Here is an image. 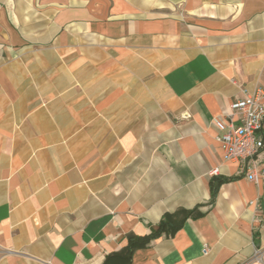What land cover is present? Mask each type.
<instances>
[{"label": "crops", "instance_id": "0c3cea01", "mask_svg": "<svg viewBox=\"0 0 264 264\" xmlns=\"http://www.w3.org/2000/svg\"><path fill=\"white\" fill-rule=\"evenodd\" d=\"M257 87L264 0H0V264H123L164 216L129 264H264V155L216 140Z\"/></svg>", "mask_w": 264, "mask_h": 264}, {"label": "built area", "instance_id": "2783aa9c", "mask_svg": "<svg viewBox=\"0 0 264 264\" xmlns=\"http://www.w3.org/2000/svg\"><path fill=\"white\" fill-rule=\"evenodd\" d=\"M217 126L223 132L216 140L222 147L224 160L238 162L239 174L257 183L264 155V88L257 87L235 101ZM216 172L215 169L212 173ZM206 254L204 249L203 255Z\"/></svg>", "mask_w": 264, "mask_h": 264}, {"label": "trees", "instance_id": "16d2710c", "mask_svg": "<svg viewBox=\"0 0 264 264\" xmlns=\"http://www.w3.org/2000/svg\"><path fill=\"white\" fill-rule=\"evenodd\" d=\"M223 180L218 179H212L209 182L210 187V193H211V199L213 200L217 188L219 184ZM185 218H182L180 220L170 218L167 216H164L159 223L156 225L155 228L151 230V232L148 235L145 236H130L127 241V246L123 252V254L119 255L117 258H119L123 264H129L130 263V256L134 248L146 246L151 241L156 240L160 238L163 235H169L174 232H176L182 225Z\"/></svg>", "mask_w": 264, "mask_h": 264}]
</instances>
